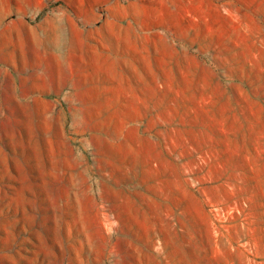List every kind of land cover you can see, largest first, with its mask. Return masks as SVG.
Here are the masks:
<instances>
[{
    "label": "rangeland",
    "instance_id": "obj_1",
    "mask_svg": "<svg viewBox=\"0 0 264 264\" xmlns=\"http://www.w3.org/2000/svg\"><path fill=\"white\" fill-rule=\"evenodd\" d=\"M0 264H264V0H0Z\"/></svg>",
    "mask_w": 264,
    "mask_h": 264
},
{
    "label": "crops",
    "instance_id": "obj_2",
    "mask_svg": "<svg viewBox=\"0 0 264 264\" xmlns=\"http://www.w3.org/2000/svg\"><path fill=\"white\" fill-rule=\"evenodd\" d=\"M129 43L134 44L136 42L126 41L124 44ZM71 45L68 62L85 64L86 67V63L91 60L90 54L81 50L80 46L75 49ZM106 49L98 53L97 57L105 65L104 75L99 78V81L101 80L100 85L105 88L104 93H111L113 86L120 87L118 90L123 94L121 101L124 105V111H133L132 113L125 112L124 116L138 118L150 116L149 111L154 109V105L150 107L152 102L150 95L155 93L154 84L151 83L153 81L149 79V76L152 78L154 68L155 57L153 52H150L148 48H139V46L133 45L130 47L107 46ZM162 58L160 57V59ZM162 64L163 62L159 63V67ZM76 78L79 79V85L88 84V82H84L87 79L86 75H80V71Z\"/></svg>",
    "mask_w": 264,
    "mask_h": 264
},
{
    "label": "bare ground",
    "instance_id": "obj_3",
    "mask_svg": "<svg viewBox=\"0 0 264 264\" xmlns=\"http://www.w3.org/2000/svg\"><path fill=\"white\" fill-rule=\"evenodd\" d=\"M116 210V209H115ZM128 210V209H127ZM101 211H103V210H101Z\"/></svg>",
    "mask_w": 264,
    "mask_h": 264
}]
</instances>
